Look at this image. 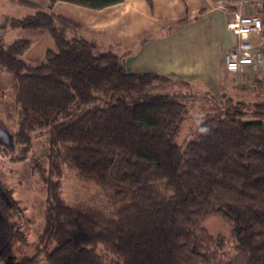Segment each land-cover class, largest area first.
Here are the masks:
<instances>
[{
	"label": "trees",
	"instance_id": "trees-1",
	"mask_svg": "<svg viewBox=\"0 0 264 264\" xmlns=\"http://www.w3.org/2000/svg\"><path fill=\"white\" fill-rule=\"evenodd\" d=\"M61 1L100 9L122 0ZM258 14L264 36V3ZM8 26L44 29L54 48L32 65L23 57L29 39L0 40V70L10 76L12 96L6 114L15 123L14 132L7 128L13 148L1 146L25 160L35 132L47 131L43 157L30 159L43 188V224L3 264H264V99L236 101L245 111L207 118L180 150L172 135L186 104L144 93L169 75L129 72L117 54L72 34L78 25L59 14L2 17L0 29ZM65 169L105 202H68ZM11 195L0 184L4 205L24 211ZM213 215L227 234L205 227ZM15 228L11 223L9 240L25 242Z\"/></svg>",
	"mask_w": 264,
	"mask_h": 264
},
{
	"label": "crops",
	"instance_id": "crops-1",
	"mask_svg": "<svg viewBox=\"0 0 264 264\" xmlns=\"http://www.w3.org/2000/svg\"><path fill=\"white\" fill-rule=\"evenodd\" d=\"M9 1L34 8L26 16L43 10L70 19L78 25L72 34L111 50L129 72L169 75L168 85L199 84L218 102L237 93L223 65L234 43L226 23L234 11L250 10L235 0H122L100 9L61 0L51 6L48 0ZM11 222L0 206V250L9 240Z\"/></svg>",
	"mask_w": 264,
	"mask_h": 264
},
{
	"label": "rangeland",
	"instance_id": "rangeland-1",
	"mask_svg": "<svg viewBox=\"0 0 264 264\" xmlns=\"http://www.w3.org/2000/svg\"><path fill=\"white\" fill-rule=\"evenodd\" d=\"M34 8L14 3L9 0H0L1 16H10L15 18H24L26 14L33 12ZM1 18V17H0ZM2 19V18H1ZM17 39H29L31 41L30 50L24 54V60L32 65H39L45 59L47 49H53V39L50 34L44 29H28L22 27H6L0 29V40L3 45H9ZM252 40L258 42L259 36L252 35ZM30 46V47H31ZM235 86L232 93L231 101L220 102L213 97L212 93L204 86L199 84H162L149 87L145 92L169 94L177 96L178 100L186 104L188 114L183 123L174 131L172 135L173 142L183 150L184 146L193 137L194 130L204 120L210 117H223L234 111L245 109L235 104L236 101L258 102L264 99V84L261 83L262 89H259L260 83L255 79L262 80L264 77L260 75L252 78L242 79L229 73ZM9 74L0 70V123L5 128L14 132L15 123L11 118L7 117L6 111H9V104L12 103ZM236 80V81H234ZM40 135L36 131L35 143L32 151L25 160H17L14 158V153L0 145V184L6 189H12L11 199H18L22 209H10L4 205L0 198V206L5 214L11 218V223L15 229L26 235V241L22 242L12 240L7 241L0 250V264H3L5 258L9 254L20 255L19 250L24 249L25 244L32 243L39 233L42 224V210L44 206V195L41 182L37 179L36 174L30 171V159L40 161L45 153L44 141H46L47 131L45 128L40 129ZM63 196L68 202H73L76 199L88 200L90 203L105 202L98 194L97 188L94 185L79 181L72 171L65 169L62 178ZM20 208V207H17ZM205 227L212 234L218 233L227 234L228 228L222 220L216 216L208 217L204 222ZM99 251L102 252L100 248Z\"/></svg>",
	"mask_w": 264,
	"mask_h": 264
},
{
	"label": "built area",
	"instance_id": "built-area-1",
	"mask_svg": "<svg viewBox=\"0 0 264 264\" xmlns=\"http://www.w3.org/2000/svg\"><path fill=\"white\" fill-rule=\"evenodd\" d=\"M235 2L250 11H234L232 18L226 23L227 29L234 36V43L223 55L224 68L235 77L240 76L242 79L256 75L264 77L263 24L258 14V9L264 0H235ZM253 34H257L261 40L254 42Z\"/></svg>",
	"mask_w": 264,
	"mask_h": 264
},
{
	"label": "water",
	"instance_id": "water-1",
	"mask_svg": "<svg viewBox=\"0 0 264 264\" xmlns=\"http://www.w3.org/2000/svg\"><path fill=\"white\" fill-rule=\"evenodd\" d=\"M0 145L13 148V134L0 123Z\"/></svg>",
	"mask_w": 264,
	"mask_h": 264
}]
</instances>
